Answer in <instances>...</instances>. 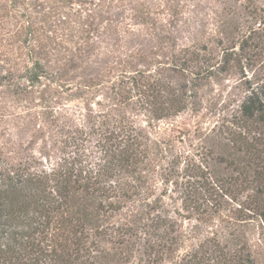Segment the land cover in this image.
<instances>
[{"label": "trees", "instance_id": "trees-1", "mask_svg": "<svg viewBox=\"0 0 264 264\" xmlns=\"http://www.w3.org/2000/svg\"><path fill=\"white\" fill-rule=\"evenodd\" d=\"M205 9L215 29L195 20L191 32L186 15ZM136 27L170 48L171 63L111 49L103 65L96 39ZM185 31L194 42L179 47ZM232 76L225 95L204 91ZM0 88L56 131L0 143V264H264V0H0ZM97 89L107 101L94 110ZM187 111L216 119L187 135L195 157L158 136ZM171 194L187 220L215 224L184 252L197 231L171 215Z\"/></svg>", "mask_w": 264, "mask_h": 264}, {"label": "rangeland", "instance_id": "rangeland-1", "mask_svg": "<svg viewBox=\"0 0 264 264\" xmlns=\"http://www.w3.org/2000/svg\"><path fill=\"white\" fill-rule=\"evenodd\" d=\"M206 5H203V8H205ZM203 15V18H199ZM186 19L190 22L191 26L189 29L193 32L192 25H194V21L196 20V26L201 32H206L207 34L210 33L212 29H215L214 25V18L213 13L210 9H205L204 12H201V15L194 16L187 14ZM194 28V27H193ZM194 32H196L194 30ZM135 36V37H134ZM132 37H128L126 39H117L115 41V38L111 39V34L106 33L105 35L101 36L100 38L96 39L95 46H97V51H95V54H100L99 60L102 62L103 65H108L111 63V49L113 50V54L115 57L119 58H125L126 54L134 53H140L148 55V57H151V59H157L156 61H162L166 63H171L172 59V52L170 51V48H166L167 46L162 45L161 42H159L157 39L150 36L149 32L141 29L140 27H136L135 29V35ZM181 40L178 41V46H188L191 43L194 42L192 38V33L185 31L181 33ZM208 37V35L205 36V38ZM205 40V39H204ZM111 43L115 44L117 43L119 46H115L114 48H111ZM102 54H106L105 58ZM102 59V61H101ZM155 61V60H153ZM135 65L137 67H141L138 60L136 59L134 61ZM96 68V67H95ZM80 72L76 73V80L75 82H80L81 78L78 76L80 75ZM237 79V76H232L229 80H224L220 84L213 83L210 87L205 88L204 91L206 93H210L209 91L212 89H215L217 91H225L224 95L229 91L232 87L235 86V80ZM92 98L88 105L91 106L92 109L97 110L99 109V106L96 104L98 102H106L105 98V91L103 89H97L94 91ZM67 97V96H64ZM242 95L239 94V97L237 99L241 98ZM35 103H38V99L35 96ZM89 98L86 100L88 101ZM61 103L63 105H66L69 109H72L74 111L80 109L81 113H83V107H86L83 103L84 101L81 99H73V100H62L60 99ZM27 106L30 107V104L24 102V101H18L16 98H14L6 88H0V114H7L11 115V118L6 121V123H0V143H8V146L15 148L19 144H24L25 146L27 143H29L31 140H33V133H36V130L40 129L43 134H45V139H48L53 133H55V129H47L46 127H43L39 119H35L34 116L39 111L37 109L38 107L34 109V111L31 112L29 116L26 118L24 117V114L27 113L28 109ZM205 113V112H204ZM139 125H145L143 122L142 117H139L138 119ZM216 121L215 118H212L210 116L205 117H197L193 112L187 111L186 113L181 114L180 116L170 119L168 121H163L158 124V136L159 137H165V138H173L175 140H183L184 142L180 144L183 151L186 153H190L189 155L195 157V151L193 149L194 146L197 145V140L192 137H187V135H193L195 131V127L198 123H202L203 128H211L214 125V122ZM9 135V137L3 138L4 134ZM172 187V186H171ZM170 187V188H171ZM164 190V186L161 185V183H158V193ZM172 198L169 196L165 197V202L167 204V207L173 217H177V214L175 211L178 212L182 216V218H179L182 225V230L191 232V230H195L197 238L190 239L185 248L182 249L181 252H184L188 249L190 245L196 244L197 242L201 241L206 236H211L212 231L215 229V224L210 225H201L196 222V220H187L186 218L189 217V215L182 210V201L178 197V194H171ZM222 214H226L225 211L222 212ZM195 228H199L198 230ZM258 232L257 228H255V231L252 234V239L257 240L258 238Z\"/></svg>", "mask_w": 264, "mask_h": 264}]
</instances>
